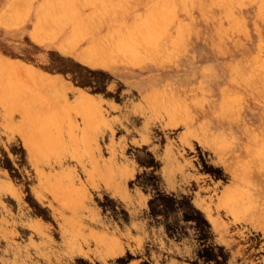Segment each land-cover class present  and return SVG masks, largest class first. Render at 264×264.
<instances>
[{"label":"rangeland","instance_id":"374dc122","mask_svg":"<svg viewBox=\"0 0 264 264\" xmlns=\"http://www.w3.org/2000/svg\"><path fill=\"white\" fill-rule=\"evenodd\" d=\"M0 59V264H264V0H0Z\"/></svg>","mask_w":264,"mask_h":264},{"label":"bare ground","instance_id":"6f19581e","mask_svg":"<svg viewBox=\"0 0 264 264\" xmlns=\"http://www.w3.org/2000/svg\"><path fill=\"white\" fill-rule=\"evenodd\" d=\"M62 7V6H61ZM63 12V11H62ZM66 12H68V10L67 11H65V14H66ZM8 13V12H7ZM67 15V14H66ZM153 17V16H152ZM157 17V16H156ZM154 18V17H153ZM6 19H8V18H5V20ZM157 19V18H156ZM4 20V21H5ZM153 20V19H152ZM155 20V19H154ZM2 22H3V20H1ZM6 21H8V20H6ZM10 23H11V20H10ZM62 23V22H61ZM155 23V22H154ZM12 24H13V22H12ZM159 24V23H158ZM8 25H10L9 23H8ZM156 26H157V24H156ZM155 26V27H156ZM136 27V26H135ZM35 29H37L36 27H35ZM39 29V28H38ZM133 31V30H132ZM142 31V30H141ZM38 33H39V31H38ZM134 33H135V31H134ZM145 33V32H144ZM131 34H132V32H131ZM133 36V35H132ZM132 36H131V38H132ZM135 36V35H134ZM142 36V35H141ZM73 38V37H72ZM142 38V37H141ZM140 38V39H141ZM136 40H137V38H135ZM139 39V38H138ZM134 40V39H133ZM130 44H131V42H130ZM135 44V43H134ZM133 44H131V46H132ZM129 46V45H128ZM136 47V46H135ZM5 60H1L0 59V68L2 67L3 68V66L5 65H7V62L5 63L4 62ZM14 68V67H13ZM22 70H24V71H27V72H30V71H28V70H26V69H23L22 68ZM2 71H3V69H2ZM7 75H9V73H7ZM9 77H10V75H9ZM54 81H56V80H48V83L49 84H51V85H55L53 82ZM7 79L6 80H4V81H1L0 82V85L1 86H4V85H6L7 83ZM58 82V81H57ZM61 87L62 88H64L62 85H61ZM70 89V88H69ZM15 99H13V98H11V97H8V98H6V102L8 103V104H11V103H14L15 104V101H14ZM83 100V99H82ZM92 100L91 99H89V100H87V99H85L84 98V102L86 103H83L82 104V106H86V105H88V106H86V107H88V108H86V110L85 111H83L82 112V114L85 116V117H91V107H93L92 106V102H91ZM26 136H25V142H26V144H27V150H28V153H29V156H30V158L32 157H37V156H40V157H43V156H45L44 155V153H45V151H47V149H48V147H49V145L50 144H52L53 143V141L54 142H56V140L57 139H53V136L52 135H40V134H38V133H31V132H28V133H26L25 134ZM70 139L74 142V143H77V141H84V139H85V141H86V136H81V137H76V136H74V135H72V134H70ZM58 141V140H57ZM60 143V142H59ZM57 152V151H56ZM55 152V153H56ZM58 156V155H57ZM59 156H61V155H59ZM94 163V162H93ZM171 168H172V166H171ZM171 170V169H170ZM174 170V169H173ZM171 172V171H170ZM103 176V175H102ZM60 179V178H59ZM59 179H57V180H59ZM57 180H55V181H57ZM57 183V182H56ZM55 183V184H56ZM58 183H59V181H58ZM60 183H61V181H60ZM120 183V182H119ZM59 185H61V184H59ZM59 185H58V187H59ZM53 186V185H52ZM66 186H68V185H66ZM57 187V188H58ZM53 188H55V187H53ZM56 188V189H57ZM120 188V187H119ZM60 189V188H59ZM68 190V188L66 187L65 188V186H64V190ZM61 190H63V188L61 189ZM65 190V192H67ZM119 190H121V189H119ZM69 191V190H68ZM63 192V191H62ZM70 192V191H69ZM72 193V192H71ZM67 194H69V193H67ZM78 194V193H77ZM70 196H71V194H69ZM64 196H65V194H64ZM77 196V195H76ZM65 198H66V196H65ZM75 198V197H74ZM69 200H70V198H69ZM69 200H68V198H67V201L69 202ZM71 200H72V197H71ZM74 200V199H73ZM70 204V203H69ZM75 204V203H74ZM74 206H76V205H74ZM73 208V207H72ZM76 210V209H75ZM78 210V209H77ZM76 210V211H77Z\"/></svg>","mask_w":264,"mask_h":264}]
</instances>
